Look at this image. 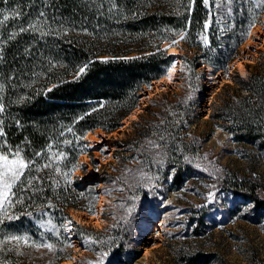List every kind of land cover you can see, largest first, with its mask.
I'll return each instance as SVG.
<instances>
[{
  "label": "trees",
  "instance_id": "1",
  "mask_svg": "<svg viewBox=\"0 0 264 264\" xmlns=\"http://www.w3.org/2000/svg\"><path fill=\"white\" fill-rule=\"evenodd\" d=\"M254 3L233 0V16L221 30L218 8L207 7L203 0H0V102L4 105L0 126L6 134L0 144L6 141V148L12 149L19 146L26 158L37 151L49 158L63 153L64 159L55 161L53 168L71 171L70 183L51 169L37 173L42 177L39 191L29 192L32 199L10 210L19 219L0 224V239L27 234L37 242L54 244L56 250L51 253L57 262L69 258L73 244L62 225L71 218V208L90 211L91 206L93 212L98 194L92 186L80 187L76 173L80 157L91 152L87 133L96 129L110 133L122 125L138 106L143 88L171 66L174 55L163 46H177L173 40L186 46L182 58L190 70L210 65L214 71H227L264 13V8L249 12ZM205 21H209L207 30ZM29 24L38 25L39 32L19 31ZM179 32L185 33L184 39ZM84 65L85 72L77 76ZM235 81L239 90L225 83V98L210 116L238 144L264 151V54L250 75H236ZM174 102L155 104L146 119L140 115L144 120L135 124L141 128L128 140L125 151H139L148 161L144 164L147 172L157 174L160 161L168 164L174 169L168 176L181 187L196 172L192 152L197 143L180 131L199 112L198 105L184 97ZM150 109L149 104L146 110ZM156 143L168 147L165 155L149 152L148 147ZM35 159L38 164L47 162ZM224 184L251 203L253 218L264 214L261 181L235 175ZM41 212L47 215L41 217ZM41 219L51 220V225L38 224ZM52 225L58 235L48 230ZM116 243L113 240L109 246ZM0 264H22L18 248L8 245L0 250Z\"/></svg>",
  "mask_w": 264,
  "mask_h": 264
},
{
  "label": "rangeland",
  "instance_id": "2",
  "mask_svg": "<svg viewBox=\"0 0 264 264\" xmlns=\"http://www.w3.org/2000/svg\"><path fill=\"white\" fill-rule=\"evenodd\" d=\"M218 4L219 0H209L207 7L218 8V23L225 30L233 10L227 13ZM176 40L177 52L172 53L174 63L179 58L175 81L156 91L154 84L151 89L146 85L137 118L126 125L123 120L109 134L94 130L99 136L95 140L86 138L91 152L80 157L76 173L80 175V187L92 186L98 194L93 212L70 209L72 225L65 230L73 246L70 257L63 260L74 259L73 264H96L101 259L102 264H264V214L253 218L251 203L224 184L235 175L252 176L264 184V151L238 144L210 116L225 98L224 84L229 82L239 90L235 76L250 75L262 60L264 13L238 47L227 71H214L210 65L190 70L182 58L187 48ZM238 60L243 61L244 72ZM180 97L197 104L199 114L180 131L189 140L194 138L197 148L192 152L196 172L178 187L168 176L174 170L168 164L160 161L157 174L147 172L144 164L148 161L139 151L130 154L125 147L141 128L135 122L142 123L155 104H177L174 101ZM168 100L173 103H166ZM148 149L158 156L168 151L160 143ZM98 211L99 216H92ZM113 240L118 243L109 246ZM103 253L107 255L102 257ZM18 254L22 264L63 261L57 262L46 248L21 245Z\"/></svg>",
  "mask_w": 264,
  "mask_h": 264
},
{
  "label": "snow or ice",
  "instance_id": "3",
  "mask_svg": "<svg viewBox=\"0 0 264 264\" xmlns=\"http://www.w3.org/2000/svg\"><path fill=\"white\" fill-rule=\"evenodd\" d=\"M216 3V0H213ZM246 2H251V0H246ZM204 5H209V0H203ZM233 0H219L218 7L223 11L224 9L227 10V13H231L232 8L231 4ZM113 7L115 5L113 4ZM264 8V0H255L254 7L249 8V12H255L256 9ZM111 10V9H110ZM18 17L20 13H15ZM44 13H40V17H43ZM8 17L4 16V20H7ZM255 19V15L253 16V20ZM3 23V21H0ZM252 26L251 24L249 25ZM205 30L209 28V21H205L203 24ZM21 33L33 31L39 32L38 25L29 24L27 28L21 27L19 29ZM43 34V33H41ZM177 35L180 39L185 38L184 32H179ZM204 43L208 44V39L206 36L202 37ZM178 43L177 40H173L172 44ZM176 65L173 63L170 68L167 70V77L171 80L172 77V69H174ZM87 68V65L80 67L77 73V76L84 73ZM2 88V85H0ZM103 105H101L102 107ZM95 111V109H93ZM4 112V105L0 102V113ZM3 124V121L0 120V125ZM71 131V129H69ZM5 132L3 127L0 126V140H3L5 137ZM78 139H82V137H78ZM163 139V137H161ZM66 143H70L66 141ZM49 151L51 150V145L48 146ZM22 149L17 146L15 149L10 147L6 148V141L3 144H0V224H4L5 221H12L19 219L15 213H12L10 210L13 209L16 205H24L26 199H32V197L28 196L27 194L31 191H39L37 188V184L40 183L42 177L37 175L44 169H51L55 173H59L63 176L65 182H71V171H62L59 166L53 168V164L55 161H59L64 159L63 153H55L53 154L52 158L47 156V153L37 151L33 153L31 158H26L22 154ZM35 158H44L47 162L38 164ZM76 166L73 165V168ZM53 183L58 184V181H53ZM211 195V194H210ZM89 210L92 211L91 206H89ZM25 215L32 216V212H27ZM47 215V213L41 212L40 216L43 217ZM38 224L42 226L51 225V220H38ZM72 225V220L68 219L66 225H62V227L70 228ZM50 232H54L58 235V231L54 225H52L49 229ZM12 245L13 248H19L21 245L32 247L35 249L46 248L48 251H55V245L52 243H48L44 240L37 242L36 240L32 239L31 236L27 234L23 235H7L0 239V250H3L6 246ZM67 247H71V244L66 245ZM22 254V253H21ZM107 253L101 254V256H106ZM91 264V262H90ZM96 264H102V259Z\"/></svg>",
  "mask_w": 264,
  "mask_h": 264
},
{
  "label": "bare ground",
  "instance_id": "4",
  "mask_svg": "<svg viewBox=\"0 0 264 264\" xmlns=\"http://www.w3.org/2000/svg\"><path fill=\"white\" fill-rule=\"evenodd\" d=\"M169 52L170 53H176L177 52L176 51V47L175 46H171ZM178 61H179V58H176L175 63H174L176 65V67L174 69H172L171 80L168 79L167 74H166V75L162 76L161 78L155 79V80L152 81V83L154 84L153 89L155 91L164 88V86H166L165 84H170V83H173L175 81L176 74H177V69H178V66H177ZM237 64H238V66H240L241 72H244L243 61L238 60ZM214 76H216V75H214ZM150 93L152 94V91ZM141 109H142V105H140V106L138 105L131 112V114H129V116H127L124 119V125L128 124L130 120H132L134 118H137V112H139ZM97 130H100V129H96L95 131H97ZM98 137L99 136H98L97 132L95 133L94 131H91V130L86 135V138L94 139V140L97 139ZM92 216H99V211L95 215H92ZM77 218L80 219V216L77 215ZM73 263H74V259H66V260L62 261V264H73Z\"/></svg>",
  "mask_w": 264,
  "mask_h": 264
},
{
  "label": "water",
  "instance_id": "5",
  "mask_svg": "<svg viewBox=\"0 0 264 264\" xmlns=\"http://www.w3.org/2000/svg\"><path fill=\"white\" fill-rule=\"evenodd\" d=\"M171 46H173V45H164L163 47H165L167 50H168V52H169V50H170V47ZM169 54H172V53H169ZM174 63V58H173V60H172V63H171V65ZM168 70V69H167ZM167 74V71H166V73L164 74V75H166ZM164 75H162V76H164ZM161 76V77H162ZM160 77V78H161ZM159 79V78H158ZM152 85H153V83L151 82V84L149 85V89H151V87H152ZM166 85V84H165ZM161 86V85H160ZM148 93H149V91H145V93L144 94H146V95H148ZM143 103V102H142ZM140 104H141V102H140ZM105 134H109V132H105V131H103Z\"/></svg>",
  "mask_w": 264,
  "mask_h": 264
}]
</instances>
